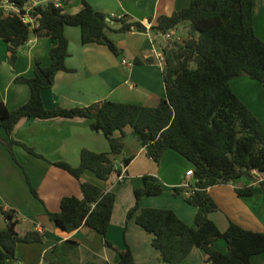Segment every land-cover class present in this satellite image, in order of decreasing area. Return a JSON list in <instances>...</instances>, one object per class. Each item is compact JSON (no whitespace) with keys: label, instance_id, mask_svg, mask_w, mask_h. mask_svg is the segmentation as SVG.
Instances as JSON below:
<instances>
[{"label":"trees","instance_id":"1","mask_svg":"<svg viewBox=\"0 0 264 264\" xmlns=\"http://www.w3.org/2000/svg\"><path fill=\"white\" fill-rule=\"evenodd\" d=\"M5 1L20 10V14L8 11L0 21V38L8 43V63L12 67L33 31L39 37L55 41L50 50L49 66L37 61L32 77L16 78L17 82L29 86V100L15 110L0 101V127L6 132L2 141L12 155L14 145H21L42 158L12 136L23 118H87L92 131L104 134L110 151L98 153L83 149L79 166L64 161L52 165L78 180L86 171L108 180L113 174L122 172L114 157L123 153L125 129L130 127L146 155L155 163L159 164L165 152L172 149L194 166L193 194L186 195L192 188L175 187L173 190L175 194H183L186 201L198 209L195 226L184 222L171 209L141 208L143 197L163 192L156 176L144 175L143 185L134 191L136 204L129 210L127 219L135 217L136 223L153 235L152 245L160 251L163 260L179 264L198 247L204 250L207 264H254L252 258L264 252V232L247 230L233 222L222 232L210 218L219 206L208 193L212 186L228 184L241 177L253 178L254 171L264 174V124L231 87L233 80L244 76L264 86V41L254 29V0H193L189 7L171 16H160L158 25L149 29L140 23L127 22L125 18H111L122 24L117 30L111 28L106 14L96 11L86 0H82L83 8L76 14L66 13L54 2L40 4L29 11L28 22L22 16L28 0H0V6ZM187 21L189 37L164 50L166 98L158 106L101 101L88 107L46 108L43 92L52 86L54 75L70 71L66 66L69 56L67 26L81 28L84 45L101 44L119 55V48L108 36L109 31L149 30L166 34ZM1 64L0 60V70ZM117 131L122 137H115ZM132 160L133 157L124 158L123 166L127 167ZM80 186L83 197H64L60 212H48L49 218L68 233L87 226L102 235L104 245L116 252L107 240L116 195L90 182H81ZM262 186L264 189V181ZM31 190L37 196L32 186ZM237 193L240 196L252 194L250 189H237ZM5 216L8 226L0 231V264L16 259L19 243L43 241L39 232L21 236L16 231L18 220L14 213L5 212ZM220 239L228 244L226 253L215 247ZM65 244H70L69 252L73 253L79 247L73 241ZM117 253L118 261L109 264H137L128 245ZM63 254V246H55L46 253L44 260L49 264H67Z\"/></svg>","mask_w":264,"mask_h":264},{"label":"crops","instance_id":"2","mask_svg":"<svg viewBox=\"0 0 264 264\" xmlns=\"http://www.w3.org/2000/svg\"><path fill=\"white\" fill-rule=\"evenodd\" d=\"M96 11L110 19L113 30L120 29L121 23L111 18H125L127 22L140 23L148 29L158 25L162 15L171 16L176 11L187 8L193 0H86ZM54 2L66 13L76 14L82 8V0H39L40 4ZM9 8L0 6V21L8 14ZM107 19V21H108ZM254 29L264 41V0H254ZM34 27L36 24L33 22ZM189 22L174 29L172 40L154 31H131L117 33L109 31L108 36L119 48V55L106 46L82 42L79 26H67L65 36L69 42V56L66 66L70 71L57 72L53 84L43 92L46 108L71 109L88 107L101 101L140 104L156 107L166 98L164 67L157 54L164 53L167 46L183 43L188 37ZM55 41L39 37L32 32L28 42L20 49L16 65L8 63V43L0 38V101L10 110L25 104L30 98V88L16 81L17 77L30 78L34 66L39 61L44 66L51 62L50 50ZM127 60L131 66L123 64ZM236 95L264 124V86L247 76L231 82ZM87 118H23L13 130V138L27 145L42 156L29 153L21 145H14L13 155L3 143L6 132L0 127V231L8 226L5 212H13L18 220L16 231L24 236L29 232L42 230L43 241L19 243L16 259L7 264H49L44 260L48 251L55 246H63V259L67 264H109L118 261L119 254L128 245L137 264H168L159 250L152 245L153 235L136 223L135 217L127 219V214L136 204L134 191L143 185V176L158 178L163 192L158 196H146L140 200L141 208H164L173 210L179 218L190 226L196 225L198 209L189 204L183 194H175V187H182L189 170H194L190 161L172 149H168L160 163H155L146 155L145 148L130 127L125 129L123 153L114 157L115 164L122 168L123 159L133 157L127 166V179L118 183V174L102 180L91 171H86L78 180L67 171L52 165L67 162L79 166L81 151L89 149L98 153L110 151L104 134L90 128ZM115 137H122L117 131ZM253 178L241 177L228 184L212 186L208 193L217 202L219 210L210 218L225 232L230 223L244 229L264 232V174L255 172ZM81 182H90L105 192L116 195L107 240L112 243L111 251L104 245L102 235L82 226L68 233L59 228L48 216V212L61 210V201L67 196L83 197ZM194 180H192V183ZM31 186L37 196L32 193ZM237 189H250L252 194L240 196ZM78 243L75 253L69 252L70 244ZM215 247L222 253L228 251V244L220 239ZM203 249L194 248L190 255L179 264H207ZM254 264H264V252L252 258Z\"/></svg>","mask_w":264,"mask_h":264},{"label":"built area","instance_id":"3","mask_svg":"<svg viewBox=\"0 0 264 264\" xmlns=\"http://www.w3.org/2000/svg\"><path fill=\"white\" fill-rule=\"evenodd\" d=\"M3 5L7 6L9 8V11H12V12L20 14V10L15 5L9 3L8 1H5L3 3ZM38 5H39V0H28L27 3H26V7H25L26 12H25L24 15H22L23 18L29 19V17H28L29 11L31 9H33L34 7L38 6ZM56 5H59V4H56ZM173 35H174V30H171V31L167 32L166 34H164V36H165V38L167 40H172ZM157 57L159 59V63H161V65L164 67L165 66L164 53L157 54ZM123 64H125L127 66H131V64L125 59L123 60ZM121 169H122V172H121V174L118 175V182H124L126 180V169H127V167L126 166H122ZM186 177H187V179H186V181H185V183L183 184L182 187L192 188V191H187L186 192L187 196H191L193 194V190L195 189V187H194L195 180H194V172H193V170H189L187 172V174H186ZM192 180H194L193 183H192ZM39 233H42V230H40Z\"/></svg>","mask_w":264,"mask_h":264},{"label":"rangeland","instance_id":"4","mask_svg":"<svg viewBox=\"0 0 264 264\" xmlns=\"http://www.w3.org/2000/svg\"><path fill=\"white\" fill-rule=\"evenodd\" d=\"M235 80H236V79H235ZM117 177H118V176H117ZM126 179H127V175H126ZM125 181H126V180H125ZM125 181H124V182H125ZM118 183H123V182H118Z\"/></svg>","mask_w":264,"mask_h":264},{"label":"water","instance_id":"5","mask_svg":"<svg viewBox=\"0 0 264 264\" xmlns=\"http://www.w3.org/2000/svg\"><path fill=\"white\" fill-rule=\"evenodd\" d=\"M29 21V19H26V22H28ZM108 21H110V19H108Z\"/></svg>","mask_w":264,"mask_h":264}]
</instances>
